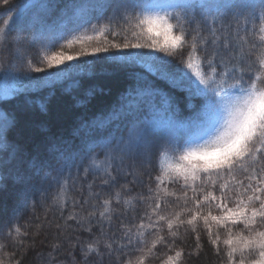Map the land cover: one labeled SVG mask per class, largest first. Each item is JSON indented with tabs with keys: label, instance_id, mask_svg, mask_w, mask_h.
Returning a JSON list of instances; mask_svg holds the SVG:
<instances>
[{
	"label": "snow or ice",
	"instance_id": "obj_1",
	"mask_svg": "<svg viewBox=\"0 0 264 264\" xmlns=\"http://www.w3.org/2000/svg\"><path fill=\"white\" fill-rule=\"evenodd\" d=\"M0 3L9 9L0 26V190L11 180L17 216L44 206L55 188L51 206L82 229L64 241L80 264H121L128 248L140 255L124 264H145L158 244L171 250L163 235L146 252L138 247L145 218L154 231L166 222L173 244L174 228L190 230L197 250L202 222L218 257L223 245L221 264H264V0ZM103 76L117 77L115 95L95 83ZM98 95L106 98L93 103ZM145 175L146 188L126 195ZM85 181L88 195L70 200ZM174 185L180 195L169 191ZM94 186L110 189L107 197ZM133 201L151 212L136 232L121 221L126 243L118 242L105 230L113 205L135 212ZM86 205L92 211L77 219ZM173 205L180 211L166 212ZM0 237L11 239L6 224ZM183 255L176 250L162 264Z\"/></svg>",
	"mask_w": 264,
	"mask_h": 264
},
{
	"label": "trees",
	"instance_id": "obj_2",
	"mask_svg": "<svg viewBox=\"0 0 264 264\" xmlns=\"http://www.w3.org/2000/svg\"><path fill=\"white\" fill-rule=\"evenodd\" d=\"M18 3L19 0H16ZM9 9L7 6L0 3V26H3V20L8 18ZM15 33H12L14 35ZM32 55L35 57V53ZM111 71V69H109ZM117 77L103 76L97 78L95 83H97L101 88L107 91L109 88L112 89L113 95L120 90V86L116 83ZM106 97L97 96L93 103H96L98 100L105 99ZM73 111H79L74 109ZM71 119L69 118L65 124L64 128L66 133L70 130ZM50 134L57 133V126L52 123L49 125ZM33 135L38 141L41 137L39 129L33 130ZM154 175V174H153ZM242 175L237 174L236 179H241ZM92 176L88 177V181H91ZM143 180V185L137 183L136 185H130L134 188L132 194L140 192L146 188L149 183L148 176L145 175L141 178ZM96 185L99 184V179L96 180ZM123 183V181H122ZM6 187L3 190H0V224H6L8 229L11 230V239L0 237V244H3L4 247L0 249V262L2 264H14V261L21 260L22 264H74L72 257L75 256V264H80V253L78 251L73 252L69 255L70 246L65 244V237L67 235H78L82 231L78 227L75 221H68L67 226L65 221L61 218L60 212L57 208L51 206V197L55 194L56 189H50L49 191V200L45 202L44 206L37 204L35 209L28 207L22 212L17 214L13 211L16 206L17 198L15 196V191L12 185L11 180L5 181ZM94 191L101 192V200L106 198L109 194L110 189L107 188H93ZM211 190V189H209ZM170 192H176L177 195H180L182 189L178 185L171 186L169 188ZM219 193H217L218 195ZM87 181L84 182V190L81 191L79 185L76 189H72L68 193L69 199H81L84 196H87ZM189 195L191 191L189 190ZM39 199V198H37ZM170 200H175V197H169ZM91 203L99 204V201H91ZM135 207L137 211L128 210L125 212V205L121 204L119 206L113 205V215H112V228H105L106 231H114L117 233V241L126 243V241H120V224L123 221V224L126 227H131L133 232H136V224L140 223V217L143 215L145 210L151 212V208L146 204H136L134 201L129 206V209ZM47 209V211H46ZM73 211L71 203H69L67 209L64 212V217H67L69 213ZM75 211L80 213V216L77 219H80L81 216L87 214L88 211H92V208L86 205L84 209L77 208ZM172 211H180L178 207L173 205L171 208H167L166 212L170 213ZM162 215L165 212L161 213ZM215 214V213H214ZM135 217V219H133ZM155 220V217H152ZM186 219V217H185ZM145 228L141 229L144 233L142 247L145 252L149 247H151V242L157 237V235H163L167 238V242L171 245V250L164 244H158L154 250V256L152 258H147L145 264H162L163 260L166 259L168 255H173L176 250L183 249L184 255L180 261V264H221V257L223 256V245L221 244V256H217L213 250V247L208 244L206 234L203 231V224L199 222L197 224V231L200 232L201 243L203 244L202 250H197L195 248V234L190 230H187L185 227L179 229L174 228L173 231L178 232V237L175 239V243H172V237L170 236L166 222L162 225H158L157 228H162L163 231H154L148 227V220L145 218L143 220ZM57 225L61 226V230L58 232ZM19 228L20 232L17 233L15 228ZM87 227V224H85ZM239 231L240 229H236ZM26 234V235H24ZM221 236L223 238L224 232L221 230ZM82 240L87 241L88 235L85 233L82 237ZM73 241L72 243H74ZM23 244V247L19 245ZM59 245L57 251H53V246ZM126 255L121 256V264H124V261L131 258L136 259L140 253L133 248H128L125 250ZM192 253V255H189ZM119 255V253H117ZM51 257V259H50ZM105 264H110L109 259L105 258Z\"/></svg>",
	"mask_w": 264,
	"mask_h": 264
},
{
	"label": "rangeland",
	"instance_id": "obj_3",
	"mask_svg": "<svg viewBox=\"0 0 264 264\" xmlns=\"http://www.w3.org/2000/svg\"><path fill=\"white\" fill-rule=\"evenodd\" d=\"M3 85H2V82H0V87H2Z\"/></svg>",
	"mask_w": 264,
	"mask_h": 264
}]
</instances>
